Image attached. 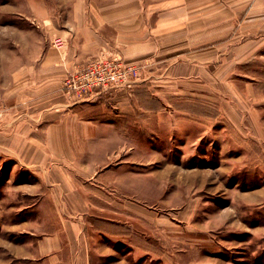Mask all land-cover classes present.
<instances>
[{"label": "crops", "instance_id": "0c3cea01", "mask_svg": "<svg viewBox=\"0 0 264 264\" xmlns=\"http://www.w3.org/2000/svg\"><path fill=\"white\" fill-rule=\"evenodd\" d=\"M68 7L60 27L45 20L64 47L45 53L40 78L16 88L0 112V158L33 177L15 189L34 197L45 217L33 244L14 245L16 257L36 264H92L98 237L116 235L115 214L145 215V197L131 193L126 173L144 148L131 135L150 97L264 102V0H73ZM102 51L144 67L128 86L67 93L69 74ZM245 77L257 82L243 84Z\"/></svg>", "mask_w": 264, "mask_h": 264}, {"label": "rangeland", "instance_id": "374dc122", "mask_svg": "<svg viewBox=\"0 0 264 264\" xmlns=\"http://www.w3.org/2000/svg\"><path fill=\"white\" fill-rule=\"evenodd\" d=\"M72 2L0 0V112L44 72L55 38L45 20L60 27ZM185 98L152 96L146 119H136L131 138L144 148L126 175L148 210L115 214L120 228L98 237L92 264H264V102ZM25 181L33 177L0 158V264H36L14 255L45 219L36 199L15 189Z\"/></svg>", "mask_w": 264, "mask_h": 264}, {"label": "built area", "instance_id": "2783aa9c", "mask_svg": "<svg viewBox=\"0 0 264 264\" xmlns=\"http://www.w3.org/2000/svg\"><path fill=\"white\" fill-rule=\"evenodd\" d=\"M65 43L62 36L53 40V46L57 49L64 47ZM143 67L125 65L121 58L102 51L84 68L71 72L64 81V87L67 93L77 98L96 89L108 92L130 85Z\"/></svg>", "mask_w": 264, "mask_h": 264}, {"label": "bare ground", "instance_id": "6f19581e", "mask_svg": "<svg viewBox=\"0 0 264 264\" xmlns=\"http://www.w3.org/2000/svg\"><path fill=\"white\" fill-rule=\"evenodd\" d=\"M185 198H186V197H185ZM182 200L184 201V199H182ZM182 200H181V201H182ZM187 200H188V199H187ZM181 201H180V202H181Z\"/></svg>", "mask_w": 264, "mask_h": 264}]
</instances>
